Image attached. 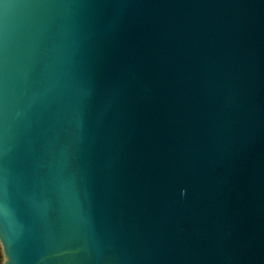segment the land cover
I'll return each instance as SVG.
<instances>
[{
    "label": "water",
    "instance_id": "water-1",
    "mask_svg": "<svg viewBox=\"0 0 264 264\" xmlns=\"http://www.w3.org/2000/svg\"><path fill=\"white\" fill-rule=\"evenodd\" d=\"M0 264H264V0H0Z\"/></svg>",
    "mask_w": 264,
    "mask_h": 264
},
{
    "label": "trees",
    "instance_id": "trees-1",
    "mask_svg": "<svg viewBox=\"0 0 264 264\" xmlns=\"http://www.w3.org/2000/svg\"><path fill=\"white\" fill-rule=\"evenodd\" d=\"M0 261H1V256H0Z\"/></svg>",
    "mask_w": 264,
    "mask_h": 264
}]
</instances>
